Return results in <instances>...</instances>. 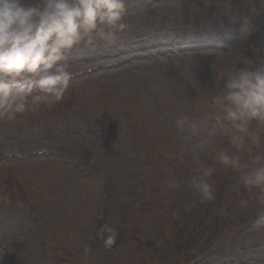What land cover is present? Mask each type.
<instances>
[{
	"label": "rangeland",
	"instance_id": "1",
	"mask_svg": "<svg viewBox=\"0 0 264 264\" xmlns=\"http://www.w3.org/2000/svg\"><path fill=\"white\" fill-rule=\"evenodd\" d=\"M125 22L114 42L97 37L67 54L76 76L61 102L0 121V264H264V227L228 200L239 174L174 124L188 113L227 146L213 67L257 58L264 0H127ZM245 23L256 27L246 40ZM194 154L215 166L217 196L184 211ZM169 173L179 192L167 189ZM220 205L231 216L216 215ZM102 225L118 234L109 251Z\"/></svg>",
	"mask_w": 264,
	"mask_h": 264
},
{
	"label": "clouds",
	"instance_id": "2",
	"mask_svg": "<svg viewBox=\"0 0 264 264\" xmlns=\"http://www.w3.org/2000/svg\"><path fill=\"white\" fill-rule=\"evenodd\" d=\"M126 7L127 0H0V121L15 122L40 105L61 102L72 78L67 54L82 44L94 46L97 37L114 42L117 33L129 28ZM255 30V25L245 23L242 37L248 39ZM253 51L257 58L237 57L233 63L238 67L225 65L218 71L213 67L211 104L227 146L210 141L216 128L203 137L201 124L188 113L174 124L185 141L200 138L198 146L207 147L216 164L239 174L228 200L248 213L257 227H264V58H260L264 47ZM192 159L196 171L187 181L191 197L183 201L184 211L209 205L217 196L211 179L215 166L201 163L195 154ZM166 187L179 192L183 185L169 173ZM179 214V209L171 213L174 218ZM215 214L232 213L220 205ZM96 236L106 251L118 238L108 225L100 226ZM84 251L91 249L85 245Z\"/></svg>",
	"mask_w": 264,
	"mask_h": 264
}]
</instances>
